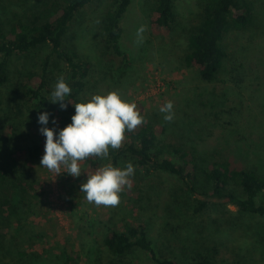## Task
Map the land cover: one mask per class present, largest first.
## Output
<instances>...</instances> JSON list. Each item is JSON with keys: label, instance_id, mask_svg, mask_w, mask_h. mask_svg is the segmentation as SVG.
<instances>
[{"label": "rangeland", "instance_id": "rangeland-1", "mask_svg": "<svg viewBox=\"0 0 264 264\" xmlns=\"http://www.w3.org/2000/svg\"><path fill=\"white\" fill-rule=\"evenodd\" d=\"M248 1L252 6V21L244 29L225 34L222 46L228 55L218 80L213 83L202 82L197 70L187 67L183 59L186 35L198 21L200 0L176 3L175 28L167 38L150 34L148 14L154 0H132L121 38L130 62L124 71L114 67L102 53L101 20L110 0H95L82 9L64 43L92 63L90 85L96 91L100 94L118 91L125 100L135 102L145 120L154 122L157 132L160 133L162 125L166 126V142L195 154L204 165L219 162L264 175V0ZM26 4L27 0H0L4 20L13 19L12 11H21ZM141 25L147 26L142 42L136 35ZM46 53L45 47L11 59L9 83L0 89V95L6 98L0 104V116L6 115L7 98L23 74L33 69ZM168 101L174 105L171 122L164 121V114L159 111ZM47 113V125L37 121L34 125L39 127L31 128L43 149L46 137L40 128H52L57 136L63 129L59 112L50 109ZM83 164L84 161L80 177L66 172L56 176L39 165L40 179L47 186L42 207L44 217L34 220L37 230L45 233L44 240L37 244L39 249L66 245L79 251L92 238H88L87 226L94 225L95 238H100L103 228L97 225L99 220L109 221L107 226L111 224L121 230L125 222L145 225L155 246L181 262L196 252L217 248L223 260L264 264V217L240 213L226 200L210 198L209 189L202 184L191 197L179 182L166 176L150 179L146 186H151V191L139 195V188L147 187H142L143 181L135 172L131 177L132 187L121 193L118 206L97 207L87 202L80 191L87 174L95 172L87 171ZM125 166L126 162L120 168ZM195 199H207L217 205L197 213ZM137 263L154 264L143 253Z\"/></svg>", "mask_w": 264, "mask_h": 264}, {"label": "trees", "instance_id": "trees-1", "mask_svg": "<svg viewBox=\"0 0 264 264\" xmlns=\"http://www.w3.org/2000/svg\"><path fill=\"white\" fill-rule=\"evenodd\" d=\"M94 1L27 0L26 6L21 11H12L13 19L8 20H4L5 15L0 10L1 90L9 83L8 68L14 56H27L47 48L38 64L23 74L13 88L7 98L9 105H5L6 115L0 116V264H81L80 261L83 264H139L141 253L154 264H243L223 260L217 248L196 252L189 260L181 262L155 246L145 225L133 226L127 222L121 230L111 224L107 226L109 221L97 220V225L103 228L98 239L95 226H87L91 243L82 244L79 251L70 250L66 245L37 247L45 233L37 230L34 220L44 217L42 207L47 186L41 181L38 169L44 149L31 128L39 115L50 109L59 112L60 125L64 128L72 122L73 104L87 102L92 95L100 94L90 85L92 63L64 43L76 15ZM110 1L101 20L102 53L109 57L114 67L124 71L130 62L121 38L132 0ZM179 2L154 0L148 14L152 36L167 38L172 35L176 3ZM200 2L198 21L186 35L183 59L187 67L197 70L202 82L213 83L218 80L228 55L222 46L225 34L244 29L251 23L252 6L248 0ZM61 75L72 89L62 102L67 105L66 109H61L59 102H50L51 92ZM0 98V104H4L6 98L1 95ZM153 123L147 119L134 131H126L118 150L110 149L107 159H87L83 164L86 170L92 172L109 163L122 167L123 163L131 162L136 175L143 181L142 187H147L139 188V195L151 191V186H146L150 179L166 176L179 182L191 197L202 184L209 189L210 198L226 200L240 213L264 217V175L219 162L204 165L195 154L166 142V126L162 125L159 133ZM195 201L197 213L217 205L207 199Z\"/></svg>", "mask_w": 264, "mask_h": 264}, {"label": "clouds", "instance_id": "clouds-1", "mask_svg": "<svg viewBox=\"0 0 264 264\" xmlns=\"http://www.w3.org/2000/svg\"><path fill=\"white\" fill-rule=\"evenodd\" d=\"M146 30V25L137 29L138 41L142 42ZM71 92L65 77L61 75L51 92L50 102H59L61 109H66L67 105L62 102ZM69 103L72 102L69 100ZM73 106L75 114L71 117L72 122L61 129L58 136L52 128H40V132L46 137L40 164L56 176L66 172L72 177H80L83 161L89 158L107 159L110 149L118 150L122 146L126 131H134L145 123V117L140 114L136 103L125 100L118 91L94 94L87 102ZM173 109L171 101L159 108L164 114V121H173ZM48 121L47 112L39 115V124L47 125ZM134 172L131 162L123 168L106 164L94 173L87 174L86 182L80 185V191L85 194L87 202L97 207H116L120 204L121 193L125 188L132 187L131 177Z\"/></svg>", "mask_w": 264, "mask_h": 264}]
</instances>
